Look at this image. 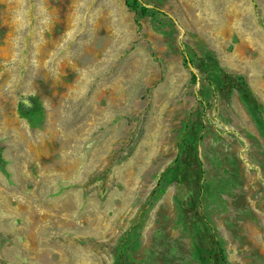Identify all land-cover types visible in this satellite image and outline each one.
I'll return each instance as SVG.
<instances>
[{
  "label": "rangeland",
  "instance_id": "1",
  "mask_svg": "<svg viewBox=\"0 0 264 264\" xmlns=\"http://www.w3.org/2000/svg\"><path fill=\"white\" fill-rule=\"evenodd\" d=\"M137 2L0 0V264H217L195 211L228 264H264V0Z\"/></svg>",
  "mask_w": 264,
  "mask_h": 264
},
{
  "label": "trees",
  "instance_id": "2",
  "mask_svg": "<svg viewBox=\"0 0 264 264\" xmlns=\"http://www.w3.org/2000/svg\"><path fill=\"white\" fill-rule=\"evenodd\" d=\"M125 5L134 11L135 22L137 17L141 16L142 11L137 10L138 2L137 0H124ZM157 12L165 16V13L155 8ZM213 60V59H212ZM184 61L187 62V58L184 57ZM214 61V60H213ZM216 73L219 76V81L221 82L218 87L223 88L224 85L234 83L236 86V91L240 97L242 104L245 106L248 113L251 115L253 120L259 123L262 116L261 105L249 89L245 77L239 74L228 73L224 70H220L217 67ZM225 93L228 91L225 89ZM23 102V103H22ZM26 103L25 100L20 102V106ZM197 139L191 135L185 139H181L178 144L177 156L174 160L173 171L171 173L172 180L175 184L176 189V199L180 204V211L183 216H189V208L187 204L191 202L192 208L197 209L200 207V184L197 179H192L189 182V170L201 172L199 161L197 159ZM1 165V160H0ZM189 201V202H188ZM195 224L199 230L202 241L206 243L207 250L205 251L208 260H216L217 264H228L226 261L223 250L217 240L214 228L205 219L201 212L195 211ZM117 264H124L123 252H117L115 259Z\"/></svg>",
  "mask_w": 264,
  "mask_h": 264
}]
</instances>
